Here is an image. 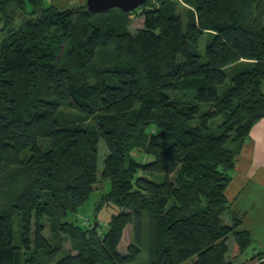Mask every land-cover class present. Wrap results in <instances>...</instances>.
Instances as JSON below:
<instances>
[{"label":"trees","instance_id":"16d2710c","mask_svg":"<svg viewBox=\"0 0 264 264\" xmlns=\"http://www.w3.org/2000/svg\"><path fill=\"white\" fill-rule=\"evenodd\" d=\"M153 1L96 14L0 0V174L26 179L0 205V264H138L143 248L148 264H235L251 246L226 188L264 117V0ZM107 181L96 211L121 210L104 231L77 217Z\"/></svg>","mask_w":264,"mask_h":264},{"label":"crops","instance_id":"0c3cea01","mask_svg":"<svg viewBox=\"0 0 264 264\" xmlns=\"http://www.w3.org/2000/svg\"><path fill=\"white\" fill-rule=\"evenodd\" d=\"M226 195L230 201L228 219L235 214L242 221L239 229L249 231L253 238L234 263L259 264L264 260V117L254 123L242 145Z\"/></svg>","mask_w":264,"mask_h":264},{"label":"rangeland","instance_id":"374dc122","mask_svg":"<svg viewBox=\"0 0 264 264\" xmlns=\"http://www.w3.org/2000/svg\"><path fill=\"white\" fill-rule=\"evenodd\" d=\"M153 3H157L156 0L153 1ZM45 4H54L60 9H70V8H76L80 7L81 5L86 4V0H45ZM193 6L191 2H188L187 0H179V7L178 10L182 12L183 14H186L187 11L192 9ZM141 10H138L135 12L132 16H130V25L129 28L131 31L135 32L137 29L141 28L144 24V19L140 16ZM215 35L211 32H206L200 39L199 44L196 47V52H198L201 55L202 60H206V49L208 44L214 39ZM231 70V69H230ZM231 80L228 78L225 83L221 84L219 86V95L224 96L226 90L230 86ZM65 111H71L70 108H64ZM200 116V115H199ZM199 116H197L196 119H193L191 121L192 125L198 124L200 121ZM223 121V117L219 116L217 117L214 122L221 123ZM40 144L42 147H45L48 144V140L42 139L40 141ZM99 159H98V166H99V171L103 170L104 167V160L106 155L108 154V148L104 142L103 139L99 141ZM30 149L27 150V152L23 153L24 155L29 154ZM132 155L136 157L139 160H142L143 162L151 161L154 159L153 155H148L144 152H140V150H135L132 152ZM8 178L4 173L2 175L0 174V205L2 207L4 205L8 204L9 197L12 196L13 193L16 192V189L19 190L20 185L19 184H25L26 179L22 176L21 173H16L14 176H12L11 180H7ZM19 185V186H18ZM110 189V182H99L95 186V190L91 194L90 198L86 202L85 205H83L78 213V217L80 222L82 224L89 225L93 223L94 221H99L100 222V227L102 230H107L109 228V221L112 217L113 213H116L120 211L121 209L114 205L111 204L109 206H106L99 210V212L96 211V204L98 200L100 199L101 195L107 192ZM72 218V217H71ZM85 219H88L85 221ZM15 230H16V236L18 238V234L20 231V227L18 222H16L15 225ZM133 236V229L132 226H128L125 229L124 236L121 242V246L119 247L121 252H127L128 245L132 239ZM231 245H232V239L230 240ZM65 246L67 249H70V241L65 242ZM149 260V255H148V250L143 248V251L141 252L137 263L138 264H148ZM190 261H187L184 264L190 263Z\"/></svg>","mask_w":264,"mask_h":264},{"label":"water","instance_id":"95a60500","mask_svg":"<svg viewBox=\"0 0 264 264\" xmlns=\"http://www.w3.org/2000/svg\"><path fill=\"white\" fill-rule=\"evenodd\" d=\"M147 0H86L87 9L93 13H104L112 8L126 12L137 10Z\"/></svg>","mask_w":264,"mask_h":264},{"label":"built area","instance_id":"2783aa9c","mask_svg":"<svg viewBox=\"0 0 264 264\" xmlns=\"http://www.w3.org/2000/svg\"><path fill=\"white\" fill-rule=\"evenodd\" d=\"M88 219H85V221H87Z\"/></svg>","mask_w":264,"mask_h":264}]
</instances>
